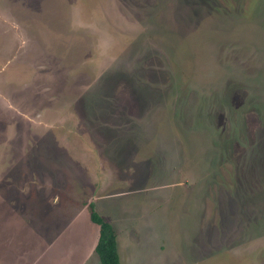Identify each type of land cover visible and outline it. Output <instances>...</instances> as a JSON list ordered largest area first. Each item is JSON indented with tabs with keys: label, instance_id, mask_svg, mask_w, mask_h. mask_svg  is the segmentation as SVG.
Instances as JSON below:
<instances>
[{
	"label": "rangeland",
	"instance_id": "obj_1",
	"mask_svg": "<svg viewBox=\"0 0 264 264\" xmlns=\"http://www.w3.org/2000/svg\"><path fill=\"white\" fill-rule=\"evenodd\" d=\"M264 264V0H0V264Z\"/></svg>",
	"mask_w": 264,
	"mask_h": 264
},
{
	"label": "trees",
	"instance_id": "obj_2",
	"mask_svg": "<svg viewBox=\"0 0 264 264\" xmlns=\"http://www.w3.org/2000/svg\"><path fill=\"white\" fill-rule=\"evenodd\" d=\"M89 207V220L97 226V235L94 244V252L101 264H121L116 244V234L113 226L94 207L92 201L87 202Z\"/></svg>",
	"mask_w": 264,
	"mask_h": 264
}]
</instances>
